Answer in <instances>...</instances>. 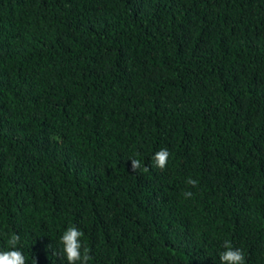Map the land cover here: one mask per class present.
Instances as JSON below:
<instances>
[{"label":"trees","instance_id":"1","mask_svg":"<svg viewBox=\"0 0 264 264\" xmlns=\"http://www.w3.org/2000/svg\"><path fill=\"white\" fill-rule=\"evenodd\" d=\"M69 226L88 264H264V0H0V251L67 264Z\"/></svg>","mask_w":264,"mask_h":264},{"label":"clouds","instance_id":"2","mask_svg":"<svg viewBox=\"0 0 264 264\" xmlns=\"http://www.w3.org/2000/svg\"><path fill=\"white\" fill-rule=\"evenodd\" d=\"M169 152L167 149L162 148L157 151L152 160L155 166L160 170L165 169L168 163ZM142 161L139 159H131V171L136 172L141 169ZM144 171H148L147 166H143ZM187 183L195 187L198 183L195 179H188ZM184 196L191 197L192 193L189 191L184 192ZM83 236V232L75 226H69L64 234L61 236V243L63 245L62 253L67 260V264H88L91 260L89 250L84 248L81 251L82 245L80 238ZM19 241V236H13L10 240L11 249L6 251H0V264H26V258L23 252L16 247ZM224 248L226 249L219 256L222 264H245V255L239 248L233 249L230 242L225 241ZM55 255V253H53ZM32 264H36L35 260H32Z\"/></svg>","mask_w":264,"mask_h":264}]
</instances>
